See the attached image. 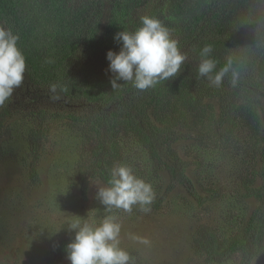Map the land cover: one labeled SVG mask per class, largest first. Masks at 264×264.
I'll return each instance as SVG.
<instances>
[{"label": "trees", "instance_id": "obj_1", "mask_svg": "<svg viewBox=\"0 0 264 264\" xmlns=\"http://www.w3.org/2000/svg\"><path fill=\"white\" fill-rule=\"evenodd\" d=\"M143 16L159 19L187 60L155 87L118 81L113 89L107 52L118 53L116 33L135 32ZM0 26L19 35L27 65L23 86L0 107V134L22 121L21 158L33 183L53 124H68L83 140L76 176L84 196L94 180L108 185L114 166H130L152 184L154 212L174 190L186 191L181 214L196 220L186 264H264V0H0ZM205 46L212 78L228 67L219 86L198 73ZM182 140L196 142L183 149L193 161L177 148ZM199 146L221 151L228 179L199 160ZM71 242L62 239L45 264H70Z\"/></svg>", "mask_w": 264, "mask_h": 264}, {"label": "rangeland", "instance_id": "obj_2", "mask_svg": "<svg viewBox=\"0 0 264 264\" xmlns=\"http://www.w3.org/2000/svg\"><path fill=\"white\" fill-rule=\"evenodd\" d=\"M21 124L22 121H17L13 131L0 134V264H15L16 259L17 264H45V256L62 239L73 241L75 232L69 229L71 223L80 221L98 226L107 216L114 217L122 226L120 246L137 256L142 264L187 263L190 233L196 220L181 214L184 203L178 197L186 194L184 189L174 190L158 212L141 211L133 215L122 209L106 208L97 198L99 187L107 186L103 180L92 181L87 195L82 194L76 174L83 140L78 131L58 122L53 124L52 139L46 144L45 157L39 164V180L33 183L28 165L21 158L23 136L17 133ZM190 144L197 147L194 140H182L177 148L185 159L193 161V155L187 156L183 150L191 151L187 148ZM197 153L205 166L211 161L215 173L228 179L230 164L220 157V150L199 146ZM130 155L131 163L135 164L137 158L132 151ZM193 170L194 166L189 173ZM223 204L216 205L212 222H219ZM130 234L147 237L151 243L139 244L130 239Z\"/></svg>", "mask_w": 264, "mask_h": 264}, {"label": "clouds", "instance_id": "obj_3", "mask_svg": "<svg viewBox=\"0 0 264 264\" xmlns=\"http://www.w3.org/2000/svg\"><path fill=\"white\" fill-rule=\"evenodd\" d=\"M142 26L135 32L120 31L114 40L122 44L120 51L109 50L107 59L109 70L114 74L111 80L113 89L120 86L118 81L131 82L141 91L155 87L181 70L187 60L178 41L173 39L169 29L157 18L141 17ZM20 37L11 28L0 26V107L13 97L16 89L25 81L26 58L18 47ZM211 47L205 46L201 52L203 59L198 68L200 76H209L211 83L219 86L228 67L212 78L209 74L216 67L210 58ZM57 85H50L55 93ZM53 99L59 97L53 96ZM156 193L151 183L137 177L130 166H114L107 186H100L97 198L106 208L122 209L131 212L133 206L147 213ZM121 224L112 216L104 218L98 226L87 222H73L69 229L75 232L74 239L67 245L70 264H135L131 254L120 246ZM130 239L150 245L147 237L130 234Z\"/></svg>", "mask_w": 264, "mask_h": 264}]
</instances>
